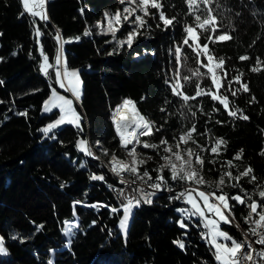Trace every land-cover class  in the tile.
<instances>
[{"label":"trees","instance_id":"1","mask_svg":"<svg viewBox=\"0 0 264 264\" xmlns=\"http://www.w3.org/2000/svg\"><path fill=\"white\" fill-rule=\"evenodd\" d=\"M161 2L165 14L175 16L178 23L164 30L163 25L157 28V21L148 18L151 27L142 29L129 49L117 43L118 37L129 30L128 25L116 32V39L101 34L96 27L106 11L121 7L119 0H46L47 21L27 13L21 16L20 0H0V234L7 249L6 254H0V264H48L49 260L52 264H217L214 249L201 238L206 230L196 226L195 217L185 220L187 230L181 229L177 221L182 217L176 209L184 203L170 201V194L164 190L152 197V203L141 202L133 208L123 232L119 228L122 210L113 214L109 207L102 206L119 207L109 187L119 183L117 176L75 146L81 135L90 143L100 140L105 148L123 156L110 114L118 102L130 98L146 117L157 126L163 125L162 132L149 138L153 142L162 136L170 141L182 126L195 122L200 132L211 129L208 135L228 142L219 160L232 159L243 149L241 170L251 165L257 184L264 185V156L259 155L264 150V70H249L257 57L264 61V0H214L212 5L214 9L217 3L220 5L219 12H214L220 30L233 39L211 44L210 48L215 56L225 57L229 79L237 74L234 69L244 73L242 81L248 83L250 91L237 97L229 94V99L250 118L247 121L232 120L222 106L207 97L190 101L197 112L195 118L180 117L177 109L181 102L171 94L165 79L172 75L175 64L169 50L181 42V26L192 18L187 15L184 0ZM86 27L92 33L89 36L83 35ZM36 28L43 33L39 38ZM57 31L71 41L62 44L67 65L79 68L82 93L77 106L84 117V132L63 125L44 137L39 129L58 110L41 111L53 75L52 69L48 76L39 70L43 58L40 51L43 48L52 61L59 44ZM76 36L81 37L79 41L73 39ZM185 52L189 59L182 63L195 68L193 54L187 48ZM245 54L250 59L240 61L238 57ZM186 74L182 67L181 75ZM195 83L193 79L186 86L188 94H194ZM209 84L204 79L203 86ZM252 96L257 102L249 103ZM166 98L172 103L166 104ZM214 105L221 111L213 113L211 120L197 108L202 106L204 112H210ZM162 107L166 112L160 111ZM25 112L27 115H20ZM216 120L225 123L216 124ZM197 139L204 144L207 136ZM211 158L206 155V160ZM218 168L206 163L205 179L215 180ZM93 174L104 175L105 180L90 179ZM240 183L249 194L256 193V185L248 183V178ZM169 184L181 187L179 182L169 180ZM224 191L234 194L237 189L225 187ZM234 211L243 223L241 217L247 209L236 206ZM65 221L76 225L71 237L63 232ZM221 227L236 231L234 225ZM177 239L183 240V249L173 243Z\"/></svg>","mask_w":264,"mask_h":264},{"label":"snow or ice","instance_id":"2","mask_svg":"<svg viewBox=\"0 0 264 264\" xmlns=\"http://www.w3.org/2000/svg\"><path fill=\"white\" fill-rule=\"evenodd\" d=\"M119 2L121 5H125L123 9H118L115 13L106 11L103 20L98 21L96 27L100 29L101 34H111L113 39H116V32L120 31L124 25H128L129 30L126 37L117 41L121 48L126 45L131 49L135 39L141 34V30L151 27L148 24V18L157 21V28L163 25L164 30H168L169 27H174L178 23L175 16L170 18L165 14L161 0H119ZM20 3L23 9L20 13L21 16L27 13L31 17H39L44 21L49 19L46 11V0H20ZM184 3L187 8V15L192 20L191 22L186 21L181 26V42L176 44L174 49L169 50L174 57L175 64L172 75L165 79V84L171 94L181 102L177 112L184 120H188L189 116L195 118L197 112L193 111L194 106L190 104V101L207 97L210 101L222 106L223 112L232 120H249L250 118L244 114L243 110L229 99V94L231 97H237L241 92L250 91L248 83L242 81L244 73L234 69L237 74L229 79L230 73L225 69V57L215 56L210 48L211 44L233 39L229 33L220 30L217 15L214 14V12H219L220 5L217 3L214 9L212 7L214 0H184ZM91 34V30L86 27L83 35L89 36ZM41 35L43 33L40 28H36L35 36L39 38ZM80 38V36H76L73 39L79 41ZM56 40L61 45L71 42L64 40L59 31L56 33ZM202 40L203 42H201ZM185 48L193 54L192 58L196 63L195 68L187 67L186 64L182 63L189 59ZM111 54L109 53V55ZM40 55L43 57V62L40 63L39 70L47 76L53 65L49 63V57L44 54L43 48H41ZM238 59L247 61L250 57L245 54L240 55ZM55 64V83L60 89L69 93L71 98L59 94L54 87L51 89L50 96L44 101L43 111L51 112L53 109H58L59 114L54 121L39 131L43 133L44 137H49V134L53 133L55 129L63 125H71L78 130V133H83L84 117L77 110L75 104L81 98L82 82L78 70L67 67L62 46L57 51ZM182 67L186 69L188 74L181 75ZM249 70L253 73L264 70V61L257 57L255 64L250 66ZM193 79L196 81L194 94L190 95L185 91V88L192 83ZM204 79L210 81L206 87L203 86ZM0 83L3 82L0 81ZM234 85H238V87H234ZM142 99L144 98L142 97ZM255 102H257L256 98L252 96L249 103ZM165 103L170 104L172 102L166 98ZM197 108L209 120L212 119L213 113L221 111V108L215 105L210 112H204L202 106H197ZM182 110H186V112ZM160 111L166 112V109L162 107ZM20 115H27V113H20ZM168 115L173 114L169 113ZM110 121L123 156L105 148L100 140L95 141V145H92L87 139L79 138L75 141V146L86 156L99 160L101 157L93 151L95 147L103 157L107 158L105 166L119 178L120 184L131 186L139 182L152 189L151 192H148L143 187H137L133 191L138 192L139 195L129 196L121 188L118 191V198L122 197L119 207L102 205L109 207L113 214L122 210V218L119 220L121 230L126 233L133 208L139 207L141 202L152 203V197L158 191L166 189L169 192H174L169 180L179 182L183 185V190L169 196L170 201L179 200L188 205L186 208L176 209L182 217L177 221L178 226L187 230L189 224L185 220L197 218L196 226L202 225L203 229L206 230L201 232V238L206 240L214 249V258L217 264H264V247L259 250L253 247L254 244L264 246V185L257 184L258 177L254 174L251 165L244 166L241 170L243 149L238 150L232 159L219 160L221 151L222 149L226 150L228 142L222 137L208 135L211 129L200 132L195 122H192L190 126H182L178 133L173 135L171 142L163 136L158 142H153L149 138L162 132L164 130L163 125L157 126L155 121L150 120L140 111L137 102L130 98H125L121 104L112 110ZM215 123L223 124L225 121L216 120ZM198 136H207L206 142L204 144L199 143ZM149 150L151 154H149ZM206 155L212 158L206 160ZM259 155L264 156V150ZM237 161L241 163H236ZM206 163L213 166L219 165L215 180L205 179ZM152 164H155L154 168H151ZM150 168L151 170H149ZM165 173H167V178ZM244 178H248V183L256 185L255 194H249L241 185L240 182ZM90 179L104 181L105 176L93 174ZM61 187L64 185L61 184ZM225 187L237 189V191L230 194L224 191ZM205 188L213 190L205 191ZM97 206L92 205V207ZM236 206L247 209V214L241 217L247 226L246 231L240 228V223L237 221L234 211ZM221 224L234 225L241 231L243 238L237 239L229 232L222 230ZM64 225V234L69 237L73 236V229L76 225L69 221H65ZM39 227L42 228L43 225ZM186 234L187 231H185ZM252 237H255V240L251 239ZM173 243L181 249L185 247L182 239H177ZM6 253L4 237L0 236V254ZM48 264H52V261L49 260Z\"/></svg>","mask_w":264,"mask_h":264},{"label":"rangeland","instance_id":"3","mask_svg":"<svg viewBox=\"0 0 264 264\" xmlns=\"http://www.w3.org/2000/svg\"><path fill=\"white\" fill-rule=\"evenodd\" d=\"M124 6H125V5H121V7H119L118 9L122 10ZM118 9H116L115 11L110 12V13H115ZM103 16H104V15H103ZM37 18H39V17H37ZM102 20H103V18H101V19L98 20V21H102ZM126 35H127V32H126L123 36L118 37V40L124 39V38L126 37ZM61 46H62L61 43H59V44H58V47H57V50H56V53H55V55H54L52 61H51V62L49 61V63L53 65V68H52V71H51V72H52V75H53V79H52V81H51V89L54 87V88L57 89V91H58L59 94H61V95H66V96H69V97H70V94H69V93L65 92L63 89H60L59 86L55 83V67H56V64H55V57H56V54H57L58 49H59ZM63 57H64V54H63ZM64 59H65V57H64ZM42 62H43V58H42V60H41V63H42ZM67 67H68L69 69L78 70V72H79V68H78L77 66H68V65H67ZM79 76H80V74H79ZM80 80H81V77H80ZM81 82H82V80H81ZM51 89H50L49 94H48V95L43 99V101H42V105H41V111H42V112H44V111H43L44 101H45L46 99H48V97L50 96V94H51ZM81 93H82V84H81ZM70 98H71V97H70ZM77 103H78V102H75L76 107H77V110L81 113V111L79 110V108H78V106H77ZM120 103H121V102H120ZM120 103H119V104H120ZM119 104H117V105H119ZM117 105H115V107H116ZM57 110H58V109H57ZM58 114H59V110H58L57 114H56L53 118L49 119L47 122H45V123L41 126V129H42L43 127H45L48 123L54 121V120L57 118ZM81 114H82V113H81ZM79 138H84V137H82V136L80 135ZM79 138H78V139H79ZM95 141H97V140H95ZM95 141H94V142H91V143H93V144L95 145ZM170 142H171V140H170ZM93 144H92V145H93ZM93 151L96 153L97 156H99V155L97 154V150H96L95 147L93 148ZM90 158H93V157H90ZM99 161H103V162H104L105 160H103L102 158H100ZM104 165H106V164H104ZM126 178H127V177H126ZM118 181H119V178H118ZM137 183H139V182H137ZM180 186H181L180 188L183 189V185H180ZM113 187H116V184L112 185V187H110V189L113 188ZM111 190H112V189H111ZM204 190H205V189H204ZM112 191H113V190H112ZM164 191L166 192L167 190L165 189ZM205 191H206V190H205ZM157 193H158V192H157ZM166 193H169V194H170L169 191L166 192ZM113 194H114V191H113ZM115 196H116V199L119 200V202H120V199H122V197L118 198V194L115 195ZM113 197H114V196H113ZM117 202H118V201H117ZM186 207H188V205H186V204L184 203V204H183L182 206H180L179 208H186ZM121 218H122V216H121ZM119 220H120V219H119ZM237 221H238V220H237ZM238 222H239V221H238ZM239 223H240L241 225L246 226L245 224H243V223H241V222H239ZM221 228H222V230L229 232L230 235H233V236H234V234H233L231 231H229L228 229L223 228V227H221ZM236 230H237V228H236ZM122 231L124 232V230H122ZM235 235H236V236H234L235 238H237V239L240 238V237H239V238L237 237L236 231H235ZM0 236H1V234H0Z\"/></svg>","mask_w":264,"mask_h":264},{"label":"built area","instance_id":"4","mask_svg":"<svg viewBox=\"0 0 264 264\" xmlns=\"http://www.w3.org/2000/svg\"><path fill=\"white\" fill-rule=\"evenodd\" d=\"M86 139V137H85ZM94 158V157H93ZM106 161L107 159L103 162V161H100V162H103V164H106ZM108 168V167H107ZM109 169V168H108ZM110 170V169H109ZM118 178V177H117ZM137 187H143L145 191H148V192H151L152 189L151 188H148L146 185H143V184H140V183H137L135 185H122L120 183H117L116 184V187H113L111 188L113 191H114V194H117L118 191L123 188L125 190V193L129 196H133V195H136L138 196L139 193L138 192H134L133 189L134 188H137ZM174 189V192H170V195H173V194H176V193H179L180 191H182L183 189L180 188L179 186H177V188H173ZM169 197V196H168ZM239 233L241 234V231H239ZM243 237L241 236L239 239H242ZM251 239L255 240V237H252ZM253 247H255L257 250L261 249L262 247L264 246H261V245H258V244H254Z\"/></svg>","mask_w":264,"mask_h":264},{"label":"bare ground","instance_id":"5","mask_svg":"<svg viewBox=\"0 0 264 264\" xmlns=\"http://www.w3.org/2000/svg\"><path fill=\"white\" fill-rule=\"evenodd\" d=\"M88 157H89V156H88ZM166 192H168V191H166ZM117 194H118V193H117ZM117 194H114V195H117ZM168 194H169V193H168ZM117 201H118V203H119V200H117ZM240 228L246 231L247 226L245 227V226H243V225H240ZM237 230L240 231L239 229H237Z\"/></svg>","mask_w":264,"mask_h":264},{"label":"water","instance_id":"6","mask_svg":"<svg viewBox=\"0 0 264 264\" xmlns=\"http://www.w3.org/2000/svg\"><path fill=\"white\" fill-rule=\"evenodd\" d=\"M47 76H48V75H47ZM118 103H119V102H118ZM118 103H117V104H118ZM117 104H116V105H117ZM114 108H115V107H114ZM236 234H237V237H238V238L241 237V234L239 233L238 230H236Z\"/></svg>","mask_w":264,"mask_h":264},{"label":"crops","instance_id":"7","mask_svg":"<svg viewBox=\"0 0 264 264\" xmlns=\"http://www.w3.org/2000/svg\"><path fill=\"white\" fill-rule=\"evenodd\" d=\"M232 233H233V232H232ZM233 234H234V236H236L235 233H233Z\"/></svg>","mask_w":264,"mask_h":264}]
</instances>
